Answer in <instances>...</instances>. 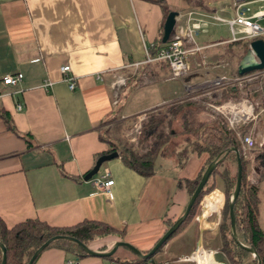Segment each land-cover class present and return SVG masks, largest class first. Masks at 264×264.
<instances>
[{"label":"crops","instance_id":"0c3cea01","mask_svg":"<svg viewBox=\"0 0 264 264\" xmlns=\"http://www.w3.org/2000/svg\"><path fill=\"white\" fill-rule=\"evenodd\" d=\"M163 1L177 11L172 30L186 22L188 10H211L187 0ZM229 4L226 8L231 9ZM165 15L158 0H0V217L7 227L27 217L53 226L92 219L116 230L89 240L90 249L106 251L124 240L142 251L183 210L187 192L177 179L195 176L206 155L189 152L177 162L183 142L176 137L172 150L155 158L149 176L115 155L84 178L95 154L108 147L98 134L113 116L125 121L130 115L190 98L184 78L171 77L164 60L143 61L145 49L156 47L161 37ZM206 27L185 44V79L192 84L237 73L242 54L227 61L225 68L211 64L217 57L205 51L210 43L198 41ZM62 65L68 69L62 71ZM16 72L21 74L16 82L2 81L4 75ZM66 76L73 77L72 88ZM200 116L205 118L203 112ZM104 172L113 180L108 189L95 181ZM216 181L220 187V179ZM209 192L215 193L214 200L210 193L205 203L212 208L203 214L201 203L187 223L194 228L189 238L181 234L185 224L153 255L155 264H193L179 256L197 245L217 248L224 195L218 187ZM119 246L114 258L80 255L78 264L134 259L131 250ZM75 257L46 246L32 264H66L67 258Z\"/></svg>","mask_w":264,"mask_h":264},{"label":"trees","instance_id":"16d2710c","mask_svg":"<svg viewBox=\"0 0 264 264\" xmlns=\"http://www.w3.org/2000/svg\"><path fill=\"white\" fill-rule=\"evenodd\" d=\"M158 1L162 5L164 14H166L169 8L163 0ZM187 1L190 5L201 6V1L199 0ZM165 42H161L158 39L155 44L156 47L150 51L153 52L155 48L165 44ZM236 42L239 44L240 52L243 53L249 40L240 39L236 40ZM257 82L260 85L259 89L263 92L264 77L258 79ZM238 96L239 89L235 86L228 85L220 90V98L222 99L227 97L237 98ZM203 108V105L198 100L189 98L149 110L147 118L141 123L138 135V145L143 149L141 151L131 143H128L120 135L123 121L121 119H113L98 134L100 139L107 143L108 147L105 151L96 153L95 158L104 152L114 150L117 153L116 156H119L127 167L143 176H149L154 172L153 165L155 158L172 150L173 144L171 142L173 138L179 137V140L183 142V146L177 155V162L181 163L182 158L186 157L189 152L204 153L206 155L195 176L183 179L179 177L177 179L178 184H182L185 188L188 199L205 166L215 157H217L216 159L221 157L200 188L185 218L157 247L155 252L161 248L170 236L174 235L188 221L194 218L199 211L202 197L205 194L208 195V192L217 186L216 180L219 178L221 181L220 190L224 195V201L217 225L219 235L217 237L216 256H222L227 264H257V259L260 264H264V230L258 224L260 183H264V144L253 148L252 156L249 157V155L242 152L235 131L229 128L220 117L208 119L200 116L204 111ZM173 122H178L180 129H177L173 125ZM240 129L243 131L245 128L241 126ZM233 147L238 150L241 163L240 187L233 203L234 230L240 242L244 245L253 246L254 255H252L251 251L238 245L231 236L227 203L231 196L236 177V155ZM251 162H255L257 169V179L255 182L250 181L247 177L251 168ZM175 218L167 221L166 228ZM115 230L108 224L92 219H83L66 226H53L36 217L24 218L7 227L0 217V242L5 245V264H26L36 247L54 234L71 235L87 245L89 240L97 236L113 233ZM46 246H57L66 252L75 254L77 258L80 255L88 254L76 242L65 238L53 239ZM146 251L148 249L141 252ZM153 254L148 257L134 254V259L130 261L124 258L115 259L120 264H146L148 260H150L149 264H155L158 260L153 258ZM104 257L114 258L113 253Z\"/></svg>","mask_w":264,"mask_h":264},{"label":"built area","instance_id":"2783aa9c","mask_svg":"<svg viewBox=\"0 0 264 264\" xmlns=\"http://www.w3.org/2000/svg\"><path fill=\"white\" fill-rule=\"evenodd\" d=\"M229 7L232 10V14L229 17L209 14L208 12L188 10L186 12V22L183 25H177V27L170 32L165 44L155 48L153 52L149 49H145L143 61L150 62L154 60H164L169 68V74L171 77L184 78V86L188 97L197 99L202 98L205 100L206 106H210L213 110H216L227 126L233 129L243 122L254 121L257 119L259 113L263 110V107L257 108L256 103L252 101V98L247 92L239 95L237 98L228 97L217 101V98L220 95L219 90L228 85L240 89L241 86H245L247 83L257 82L258 79L264 77V66L242 74H218L210 78H205L196 84H192L185 79L188 71L185 60V54L188 48L185 44L193 42V35L199 28L207 24L208 17L224 22L227 25L230 34L228 38L229 41L240 39L250 41L257 37L264 40V22H259V20L264 21V0H231ZM194 47L199 48L195 44ZM254 57L257 60V57ZM67 69L68 65L61 66L62 71ZM20 76L21 74L19 72L6 74L2 77V81L4 83H14ZM65 78L68 82V87L72 88L74 85L73 77L66 76ZM119 80H123V78H120ZM135 129L139 132L137 127H135ZM236 135L243 153H245L246 149L253 147L256 142L249 133H238ZM130 139H134V136L130 137ZM107 174L108 172H104L100 178L95 179L98 187L108 189L113 180L110 177H105ZM212 252V249L205 250L201 245H197L194 251L180 255L179 258L182 260L194 261L195 264H198L197 257L204 258L206 256V260L203 261V264H227L224 260H215L211 256ZM214 252H216V249ZM252 255H254L253 252ZM65 263L78 264V259L77 257L67 258Z\"/></svg>","mask_w":264,"mask_h":264},{"label":"rangeland","instance_id":"374dc122","mask_svg":"<svg viewBox=\"0 0 264 264\" xmlns=\"http://www.w3.org/2000/svg\"><path fill=\"white\" fill-rule=\"evenodd\" d=\"M199 1H201V6L203 5L204 8L211 9V10H209V14H216V15L223 16V17H229L232 13L231 9L226 8L231 0H199ZM220 6H224L225 8L220 10L219 9ZM253 7H255V6H253ZM259 22L263 23L264 21L259 20ZM229 36H230V34H229L228 27L224 22H220L218 20L211 19L210 17L207 18V27H206L205 31L201 32L200 35L198 36L199 37L198 41H201L202 43L203 42L210 43V45L208 47H206L205 51L207 52L209 57H212V58L217 57V60H218V61L217 60L212 61L211 64H215L214 62H216V65L225 68L226 65H228V63L226 64L227 61H230V60L232 61L233 59H236V57L239 56V53H241L240 48L238 47L239 44L236 41H229L228 40ZM213 42H214V44H212ZM204 61L207 62L208 60L204 59ZM259 87H260L259 82H254V83H249V84L247 83L245 86H241V88L239 87L240 88L239 89V95L247 92V94H249V96L252 98V101L256 103L257 108L263 107V110H261L257 119H255L254 121L253 120L252 121H246V122H243V123L237 125L235 128H233V130L235 131L236 134H238V133L239 134L249 133L255 139V141H256L255 145L249 149H246V151L244 153L246 155H249V157L252 156V149L253 148L262 146L264 144V95H263V92L259 89ZM200 97H204V96H200ZM194 99L198 100L203 105V107H204L203 108V110H204L203 115L205 116V118H208V119H212L215 117L221 118V116L218 115L216 110H213L210 106H206L205 100H203L202 98H199V99L194 98ZM217 99H218L217 101L223 100L222 98H220V95ZM214 101H216V100H214ZM151 110H153V109H151ZM148 111L139 112V113L130 115V116H128L127 120L122 122V129L120 131V135L128 143H131L134 147H136L139 151H141L143 149L140 147V145H138L137 141H138L139 132L136 131L135 127H137L140 130L141 123H142V121H144L147 118V112ZM114 117L115 116L112 117V120L117 119L118 116L116 118H114ZM173 125H175V127L177 129H180L178 122H173ZM241 126H244V128H245L243 131H241V129H240ZM132 136H134V139H130V137H132ZM176 138H179V137H176ZM250 165H251V168L247 174V177L250 181L255 182L257 179V169L255 166V162H251ZM216 187H218L220 189V187L218 185ZM260 187H261V189L259 191L260 202L258 205V224H259L260 228H262L264 230V183L263 182L260 183ZM210 193H208V195ZM210 196L214 200L215 193H211ZM204 198L206 201L207 195L202 197V200H201L202 213H203V206L206 204L205 201L203 202ZM201 203H200V205H201ZM222 206H223V202H222L220 209H222ZM210 208H212V207L210 206ZM218 221H219V219H218ZM193 229L194 228H193L192 223L187 224V226H185L182 229L181 234L185 240L189 238ZM211 244H213V243H211ZM202 247L205 250L212 249L213 252L211 253V256L215 260L216 259L224 260V258H222V256L221 257L216 256V252H214V250L217 249L215 247V244H213V246L202 245ZM118 249L119 250L124 249L126 251H129V250H127L126 247L121 246V245L118 247ZM158 251L154 252L153 255H156ZM191 252H189V253H191ZM188 261L195 264L194 261H190V260H188Z\"/></svg>","mask_w":264,"mask_h":264},{"label":"water","instance_id":"95a60500","mask_svg":"<svg viewBox=\"0 0 264 264\" xmlns=\"http://www.w3.org/2000/svg\"><path fill=\"white\" fill-rule=\"evenodd\" d=\"M177 11L174 9L168 10L162 24V34H161V41L165 42L168 39V36L170 32L172 31V27L174 24L175 20V15ZM257 57V60L255 57ZM264 66V40L260 37L251 39L248 42V46H246L244 52L241 54L239 57L237 64H236V72L238 74H242L244 72L253 70V69H258L262 68ZM233 150L236 155V177H235V183L234 187L231 193V196L228 200L227 203V208H228V216H229V223H230V229H231V236L233 240L240 245L241 247L245 248L248 251H251L255 254L254 248L252 245H244L242 242H240L236 236L235 230H234V214H233V203L236 199L239 187H240V178H241V163H240V157L238 150L233 147ZM117 153L116 151H109V152H104L100 155H98L90 169L84 174V178H89L93 174H95L98 171V168L100 164L104 161L107 160L113 156H115ZM212 159L203 169L200 178L195 185L193 191L190 193L186 204L184 206V209L182 213L175 218V220L164 230V232L158 237V239L154 242V244L148 249L146 252H141L139 249L134 247L132 244H130L127 241L124 240H117L113 243L110 249L106 251H94L90 249L86 244H84L82 241H80L78 238L71 236V235H66V234H54L50 237H48L46 240H44L42 243H40L36 249L32 252L30 257L28 258L26 264H31L33 259L36 257L38 252L46 246L51 240L56 239V238H65L72 240L76 242L86 253L92 254V255H98V256H107L109 254H112L115 250V248L118 245H123L127 247L129 250H131L134 254L137 256L141 257H148L151 255L157 247L178 227V225L181 223V221L185 218L186 214L188 213V210L190 206L192 205L195 197L197 196L200 188L203 186L204 182L206 181L208 175L210 174L211 170L215 166L216 162L221 158L219 157L218 159ZM0 248H1V264H5V245L0 242ZM257 264H260L259 260L257 259Z\"/></svg>","mask_w":264,"mask_h":264},{"label":"bare ground","instance_id":"6f19581e","mask_svg":"<svg viewBox=\"0 0 264 264\" xmlns=\"http://www.w3.org/2000/svg\"><path fill=\"white\" fill-rule=\"evenodd\" d=\"M211 208H210V206L208 205V204H205L204 206H203V214L205 213V211H209ZM213 210V209H212ZM204 217V216H203ZM206 257V256H205ZM199 258V264H203L204 262V260H206V258Z\"/></svg>","mask_w":264,"mask_h":264}]
</instances>
